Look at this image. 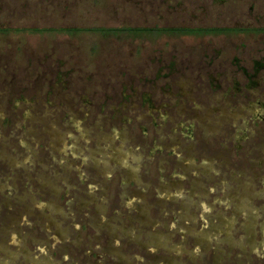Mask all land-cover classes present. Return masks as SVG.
<instances>
[{"label": "rangeland", "instance_id": "rangeland-1", "mask_svg": "<svg viewBox=\"0 0 264 264\" xmlns=\"http://www.w3.org/2000/svg\"><path fill=\"white\" fill-rule=\"evenodd\" d=\"M0 264H264V0H0Z\"/></svg>", "mask_w": 264, "mask_h": 264}, {"label": "trees", "instance_id": "trees-1", "mask_svg": "<svg viewBox=\"0 0 264 264\" xmlns=\"http://www.w3.org/2000/svg\"><path fill=\"white\" fill-rule=\"evenodd\" d=\"M91 31H97V32H103L107 34H113V35H123V34H131L133 36H142L146 33L150 34H160L165 32H172V31H180L184 30V28H159V27H108V28H99L94 27L90 28ZM215 30V29H212Z\"/></svg>", "mask_w": 264, "mask_h": 264}]
</instances>
